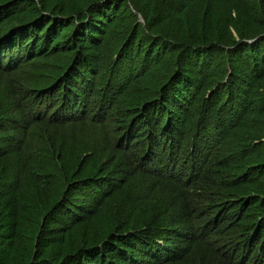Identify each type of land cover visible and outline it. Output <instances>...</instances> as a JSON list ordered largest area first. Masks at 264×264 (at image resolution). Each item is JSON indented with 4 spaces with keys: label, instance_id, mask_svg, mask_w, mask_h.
Returning a JSON list of instances; mask_svg holds the SVG:
<instances>
[{
    "label": "trees",
    "instance_id": "16d2710c",
    "mask_svg": "<svg viewBox=\"0 0 264 264\" xmlns=\"http://www.w3.org/2000/svg\"><path fill=\"white\" fill-rule=\"evenodd\" d=\"M0 264H264V0H0Z\"/></svg>",
    "mask_w": 264,
    "mask_h": 264
},
{
    "label": "rangeland",
    "instance_id": "374dc122",
    "mask_svg": "<svg viewBox=\"0 0 264 264\" xmlns=\"http://www.w3.org/2000/svg\"><path fill=\"white\" fill-rule=\"evenodd\" d=\"M143 1L145 2V0H143ZM154 1H155V0H154ZM138 18H139V22H143L141 16H139ZM162 18H163V17H162ZM261 141H263V139H262Z\"/></svg>",
    "mask_w": 264,
    "mask_h": 264
}]
</instances>
